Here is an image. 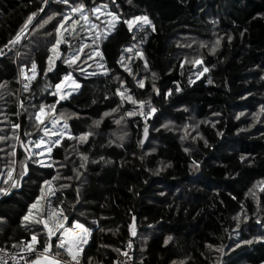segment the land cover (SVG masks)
I'll use <instances>...</instances> for the list:
<instances>
[{
    "label": "trees",
    "instance_id": "trees-1",
    "mask_svg": "<svg viewBox=\"0 0 264 264\" xmlns=\"http://www.w3.org/2000/svg\"><path fill=\"white\" fill-rule=\"evenodd\" d=\"M73 2L83 3L86 13L106 5L122 20L90 44L84 23L72 22L79 21V12L71 13L72 6L62 0L47 5L44 0H0V176L14 167L18 185L0 199V247L14 249L33 233L45 242L42 224L23 217L41 187L47 188L44 181L58 177L49 197L52 209L62 207L70 219L92 228L83 264H112L127 241L133 264H264V0ZM32 13L37 16L19 42L10 44ZM142 15L155 31L148 25L130 31L123 23ZM189 31L199 36L185 42L180 37ZM82 47L76 65L98 51L99 72L80 74L76 65L63 63ZM49 56L52 70L46 72ZM196 59L202 65L192 63ZM33 62L37 74L25 88L20 74L28 73ZM203 67L209 71L197 79ZM68 72L81 87L56 103L55 85ZM190 78L195 82L189 84ZM128 94L144 101V108L128 101ZM149 101L157 111L146 122L127 115L128 110L148 111ZM41 105L47 110L55 105L44 125L36 120ZM65 120L66 134L51 146L48 159L37 163L35 142L44 138L43 128L62 131ZM82 133H91L86 142L79 140ZM56 242L52 237L53 253Z\"/></svg>",
    "mask_w": 264,
    "mask_h": 264
},
{
    "label": "snow or ice",
    "instance_id": "snow-or-ice-1",
    "mask_svg": "<svg viewBox=\"0 0 264 264\" xmlns=\"http://www.w3.org/2000/svg\"><path fill=\"white\" fill-rule=\"evenodd\" d=\"M48 0H44V3H47ZM63 3L68 4L69 0H62ZM103 7H107L104 5ZM85 5L83 3L79 4L78 6H74L71 8V13L75 12H80L81 13V18L85 21L89 19V17L85 14L84 12ZM44 9H39L38 11H43ZM93 13L99 12L100 8H93L91 10ZM57 13H53L52 16H49L47 20L44 21V23H47L49 20H52L54 16H56ZM70 15V14H69ZM69 15L64 16V20L69 19ZM109 16L112 17L111 21H109V26L114 29L116 23L120 22V17L114 13L109 12ZM37 16V13H32L27 17V20L25 21V24L22 26L21 31L18 32L13 40H10V44H15L19 42L21 39V36L24 31L27 30L28 25L31 24L33 19ZM73 23H77L76 20L72 21ZM124 24L127 25L128 29L131 31L134 28L137 29H143L145 25H148L152 28L153 31H155V26L152 24V21L149 19L147 15H142V16H134L130 19H126L123 21ZM42 27V25H40ZM93 27H96V25H92ZM63 27V20L61 21L60 27L56 28L57 35L59 36L61 28ZM231 39V37H229ZM61 39H57L56 43L52 46L51 51L57 52V46L60 45ZM220 41H216V46H219ZM7 47V45H6ZM213 52H215V47L212 49ZM83 52V47L77 51L73 52L70 54L68 58H63V63L68 64L69 66L71 65H76L77 60L81 58V53ZM3 50H0V55H3ZM96 55H100L102 57V54L99 53L98 51L95 53ZM140 56L143 57V53H140ZM92 57L89 56V59ZM48 62L50 67L46 69L47 71H51V65L53 64V57L49 56L48 57ZM119 63V62H118ZM192 63L197 64V65H202L203 61L202 59H196ZM145 67H147V61L145 60ZM77 69L83 72V69H79V66L77 65ZM126 71H129L131 74L130 69H125ZM209 69L207 67H203V71H199L197 75V79H199L200 76H203L204 73L208 72ZM31 72L32 76L26 77L27 79L31 80L34 79L36 74H37V65L35 62L32 63L31 65ZM107 70H105L106 74ZM23 74V73H22ZM95 74V73H93ZM156 74L153 73V77H155ZM68 82V83H66ZM195 81L192 80L191 78L189 79V84L194 83ZM209 83H211V79L208 80ZM138 86L140 88L144 87V81L143 80H138L137 81ZM4 85H0V87H3ZM81 85L76 81V79L73 77L72 72H68L63 76V78L55 85V92L52 94L54 96H58L59 99L56 101V103H59L61 100H65L69 98V96L73 93L79 90ZM25 88H27V85H25ZM153 90L157 95H160L159 89L155 88V85H153ZM127 91V90H125ZM176 92H180L181 88L177 86L175 88ZM119 95L122 96V98H125V93H120L118 92ZM172 94V90L169 89L167 93L164 95L170 96ZM126 99L128 101H131L133 104H139L141 108H144L145 102L144 101H136L130 94L126 96ZM148 111L144 112L141 111L140 115L147 117L151 116L153 113L157 111L155 107L151 106V102H148ZM52 112H55V105L50 106ZM112 111H116V109H113ZM261 113H264V106H261L260 109ZM48 115V113L45 112V106L41 105L39 112L36 114V120L39 122V124L44 125L45 120L44 117ZM75 115V114H73ZM105 116L110 115V113H105ZM128 116L136 115V112H128ZM243 115V113H241ZM259 113L254 114V116H258ZM63 114H61V117ZM239 118V117H237ZM52 122L53 124L58 123V119L53 115L52 117ZM96 125H99L100 121H94ZM117 124L120 123V121H116ZM166 126V125H165ZM15 127H19V125H15ZM68 129L67 125V120H65L64 125H63V130L60 133L56 132H49V129L47 127L43 128V131L45 133L46 137H50L52 135L57 136V139L53 141V144H59L60 139L63 138V136L66 134ZM91 135V133H82L79 137V140L81 142H86L88 140V137ZM145 135H147V127H145ZM218 135H222V133H218ZM69 138H74V137H69ZM0 139H4L3 137H0ZM46 141L44 138H41L39 142H35V147L40 148L42 145H45ZM49 152H51V146L48 147L47 149ZM185 151H188L185 149ZM36 155H40L39 152L36 153ZM83 160H87V156L82 157ZM241 159H245V157H241ZM37 163H40V161H36ZM195 165V162H193ZM198 166V165H196ZM83 167V165H81ZM25 171H26V165H25ZM9 177H11V172H9ZM58 177H53L52 181L45 180L44 185L48 187V194L46 195L44 187H41L40 195L36 197L35 201L28 207V213L23 217V221L28 222V221H33L37 225L43 226V229L46 230V240L45 242H41L38 240V234L33 233L31 236V240L25 243V246L21 248L22 252H25L27 256H21L20 259L24 260V264H82L81 262V256L84 253V248L85 246L89 243V238L91 236L92 229L89 227H86L84 223H81L79 220H72L70 219L67 215L64 214V209L62 207L56 208L55 210L52 209L51 202L49 197L51 195H54L55 192L52 189V182L55 181ZM260 184L262 185L261 191H264V181H261ZM13 186H18L15 181H13ZM251 192V189L249 190ZM8 189H3L0 188V194H7ZM41 201H46L47 202V208H45L42 204ZM2 219V218H0ZM134 219V218H133ZM245 220L248 219V217H244ZM257 223H261V221L257 220ZM237 227L239 228V223L237 224ZM132 235H136L135 231V226L130 225ZM56 237V244L55 247L57 251L53 253L52 248V237ZM171 237L168 238L170 240ZM256 239H262L261 237H257ZM168 240L165 241V243H168ZM243 243H252V241H244ZM39 245V247H38ZM128 247L131 248V242H129ZM211 247V246H209ZM239 247V245H237ZM59 250H63L68 257H70V260H64L61 258V253ZM218 251L222 252L223 249H218ZM127 255V253H125ZM32 256L35 258L32 259ZM4 264H7L5 261ZM89 264H91V260H89Z\"/></svg>",
    "mask_w": 264,
    "mask_h": 264
},
{
    "label": "rangeland",
    "instance_id": "rangeland-1",
    "mask_svg": "<svg viewBox=\"0 0 264 264\" xmlns=\"http://www.w3.org/2000/svg\"><path fill=\"white\" fill-rule=\"evenodd\" d=\"M48 2H49V0H48ZM47 3H46V5H47ZM68 4H70L72 7L75 6V3L73 2V0H69V3ZM94 8H100V11L99 12H95V13H93L92 11H90V13H86L85 12V14L89 17V19L87 21H85V20H83L81 18V13L80 12L77 14V16L79 17V21L77 19H74V20L77 21V23H79V22L84 23V25L86 26V28H88L87 29V33L91 36L90 44L97 43V41H99L102 37H104L106 34L110 33L113 30L109 26V21H111V19H112V17L108 15L109 11L105 7H98V6H96ZM93 17L94 18L95 17H98L100 19L99 20H94ZM121 20L122 19H120V21ZM98 21L103 22V23H100L99 24ZM77 23H73V24H77ZM92 25H96V27H93ZM182 36L183 37H180L181 39L185 40V42H189V41L197 38L199 35L197 33L193 32V31H189L188 33H186V34H184ZM95 53H96V51H93L91 53V55H90L92 57L91 59H83L81 61L82 63L79 64V65H81V67L78 65L80 67V69H86L85 72H81L80 71V74H83V73H91V72H96V71L99 72L101 70L100 57H99V55H96ZM189 55L190 54L186 50L184 56L185 57H188ZM77 64H78V60H77ZM22 73L23 74H20V81L23 82V80L25 79L27 81V83H28L29 79H27L26 77L32 76L31 70L28 73L27 72H23V71H22ZM26 81H25V83H22V84H25L26 85ZM66 83H68V82H66ZM58 99H59V97H58ZM133 111H135L137 115L141 116L142 119L145 120V122L147 121V119L145 118V116L140 115V112L143 111V110H139V109L132 110V111L128 110V112H133ZM45 112L46 113H49V112H52V110H51V108H48V110L45 108ZM144 112H147V111H144ZM145 125H149V124L146 123ZM49 132L50 133L51 132L60 133L61 132V129L53 128V130L52 131H49ZM121 133L124 134L125 132H121ZM44 139L46 141L45 145H42L39 148L40 149V152H39L40 155H39L38 159L41 162H45L48 159L49 151L47 149H48L49 146H52L53 145V141L56 140V136L55 135H52L50 137H46L45 136V133H44ZM5 178H6V175L3 176V179L0 176V185H2L4 183V180H6ZM45 193H46V195L48 194V187L45 189ZM45 203H46V201H41V204L43 206L45 205ZM53 210H55V209H53ZM123 253H124V251H123ZM122 255L120 256V258L123 257ZM67 259L70 260V257L67 258Z\"/></svg>",
    "mask_w": 264,
    "mask_h": 264
},
{
    "label": "built area",
    "instance_id": "built-area-1",
    "mask_svg": "<svg viewBox=\"0 0 264 264\" xmlns=\"http://www.w3.org/2000/svg\"><path fill=\"white\" fill-rule=\"evenodd\" d=\"M25 81L26 80L24 79L22 83H25ZM26 84H27V81H26ZM9 172H11V177H9ZM9 172L6 175V178H5L6 180H4V183L2 185H0V188L8 189V192H9L11 186L13 185V181L15 180V168L14 167L11 168V170ZM8 192H7V194H8ZM4 196H5V194H0V199L3 198ZM26 242L27 241L20 242L17 247H15L14 249H11V250L0 247V264H4L5 261L7 262V264H23L24 260H21L20 257L30 255V254H27V253L21 251V248H23L25 246ZM128 244H129V242L127 241L125 243L124 253L122 255L123 257H121V258L119 257L118 259H116L113 264H133V249H132V247L129 248ZM125 253H127V255H125ZM62 259H64V258H62ZM64 260H67V259H64ZM81 262H82V260H81ZM82 264H83V262H82Z\"/></svg>",
    "mask_w": 264,
    "mask_h": 264
},
{
    "label": "water",
    "instance_id": "water-1",
    "mask_svg": "<svg viewBox=\"0 0 264 264\" xmlns=\"http://www.w3.org/2000/svg\"><path fill=\"white\" fill-rule=\"evenodd\" d=\"M148 135H145V128L143 129L141 136V144L144 145L147 140ZM218 264H221V260H219Z\"/></svg>",
    "mask_w": 264,
    "mask_h": 264
},
{
    "label": "crops",
    "instance_id": "crops-1",
    "mask_svg": "<svg viewBox=\"0 0 264 264\" xmlns=\"http://www.w3.org/2000/svg\"><path fill=\"white\" fill-rule=\"evenodd\" d=\"M35 257H33L32 259H34Z\"/></svg>",
    "mask_w": 264,
    "mask_h": 264
},
{
    "label": "flooded vegetation",
    "instance_id": "flooded-vegetation-1",
    "mask_svg": "<svg viewBox=\"0 0 264 264\" xmlns=\"http://www.w3.org/2000/svg\"><path fill=\"white\" fill-rule=\"evenodd\" d=\"M68 260V259H67Z\"/></svg>",
    "mask_w": 264,
    "mask_h": 264
}]
</instances>
